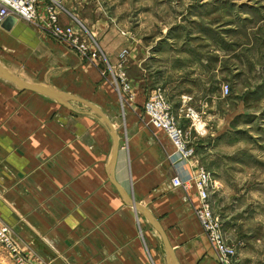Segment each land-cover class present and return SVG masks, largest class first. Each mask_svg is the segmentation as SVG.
Listing matches in <instances>:
<instances>
[{
	"label": "crops",
	"instance_id": "obj_1",
	"mask_svg": "<svg viewBox=\"0 0 264 264\" xmlns=\"http://www.w3.org/2000/svg\"><path fill=\"white\" fill-rule=\"evenodd\" d=\"M84 1L63 0L59 18L91 33ZM37 11L35 23L0 27V64L96 105L121 145L110 172L111 133L88 106L72 100L68 107L0 78V224L20 253L32 264H167L160 236L121 189L157 218L178 264H218L194 215L196 192L171 184L174 175L195 172L196 162L169 160L172 143L144 115L151 85L131 70L141 63L133 41L107 32L97 42L114 71L127 49L122 67L133 98L121 101L100 60L81 58L49 35L44 0ZM181 105L193 103L183 98Z\"/></svg>",
	"mask_w": 264,
	"mask_h": 264
},
{
	"label": "rangeland",
	"instance_id": "obj_2",
	"mask_svg": "<svg viewBox=\"0 0 264 264\" xmlns=\"http://www.w3.org/2000/svg\"><path fill=\"white\" fill-rule=\"evenodd\" d=\"M83 11L96 43L107 32L133 41L132 72L173 113L193 103L205 132L190 131L191 159L216 182L209 199L233 264H264V0H85ZM0 264H12L1 246Z\"/></svg>",
	"mask_w": 264,
	"mask_h": 264
},
{
	"label": "built area",
	"instance_id": "obj_3",
	"mask_svg": "<svg viewBox=\"0 0 264 264\" xmlns=\"http://www.w3.org/2000/svg\"><path fill=\"white\" fill-rule=\"evenodd\" d=\"M63 0H44L46 28L49 35L55 40L65 44L75 51L81 58L96 59L101 49L96 43L93 34L89 33L81 25V33L76 32L71 25H64L60 22L59 15L64 12ZM38 0H0V22L7 16H14L16 19H23L35 23L39 20L37 11ZM124 34V32H123ZM127 56V49L119 54V62L116 71L107 62V67H102L101 74L104 76L108 68L111 76V83L117 90L121 101L133 98L130 82L122 67ZM222 92L228 93V86L222 87ZM143 112L148 123L154 128L162 130L173 146V154L169 155L171 161H188L194 155V148L190 144L191 132L203 134L205 122L195 112L193 107L180 108L178 115L173 113L170 102L159 90L149 94L143 104ZM190 119L188 128L179 124V117ZM204 129V130H203ZM171 184L175 188H181L185 192L194 190L198 198V204L194 206V215L205 234L208 244L214 253L218 264H233L232 258L235 250L227 244L222 232V225L214 216L210 203V188H215L216 182L203 168H197L185 178L174 175ZM0 246L8 253L12 264H32L20 253L18 246L11 237L9 230L0 224Z\"/></svg>",
	"mask_w": 264,
	"mask_h": 264
},
{
	"label": "water",
	"instance_id": "obj_4",
	"mask_svg": "<svg viewBox=\"0 0 264 264\" xmlns=\"http://www.w3.org/2000/svg\"><path fill=\"white\" fill-rule=\"evenodd\" d=\"M16 21H17V19L14 16H7L6 18H4L0 22V27L3 29H9ZM0 78L5 79V80L13 83L19 89L30 90L32 92H36V93L45 95L47 97H50V98L56 100L60 104L66 105L68 107H71L69 105V101H72V100L79 101V102L85 104L86 106H88L98 116L100 121L103 122L108 127V129L111 133V137L113 140V148H112V152H111V156H110L109 168H110V172L112 171L115 156L117 153V148L121 145V142L117 138L115 130H114L113 126L111 125L110 121L108 120L106 115L101 111L100 108H98L96 105H94V104H92V103H90V102H88L82 98L73 96L72 94H69L66 92L55 90V89H53V88H51L45 84L26 82V81L20 79L17 75H15L13 72H11L9 69L5 68L1 64H0ZM120 191H121L123 197L125 198V200L127 201V203L132 205L136 211L142 213L143 216L147 219V221L151 224V226L156 230V232L160 236L161 241H162L163 246H164L167 264H178L177 259H176L175 254H174V251H173L171 245L169 244L167 235H166L165 231L163 230L161 224L157 220V218H155L147 208H145L144 206H142L138 202L134 201V199L130 198L123 190L120 189Z\"/></svg>",
	"mask_w": 264,
	"mask_h": 264
}]
</instances>
